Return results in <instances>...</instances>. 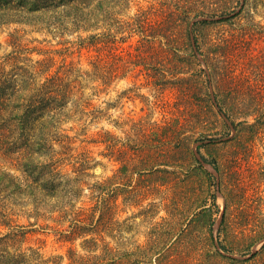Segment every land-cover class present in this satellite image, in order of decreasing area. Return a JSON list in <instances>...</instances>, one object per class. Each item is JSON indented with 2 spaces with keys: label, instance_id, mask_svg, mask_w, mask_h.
Returning <instances> with one entry per match:
<instances>
[{
  "label": "rangeland",
  "instance_id": "rangeland-1",
  "mask_svg": "<svg viewBox=\"0 0 264 264\" xmlns=\"http://www.w3.org/2000/svg\"><path fill=\"white\" fill-rule=\"evenodd\" d=\"M110 1H88L87 31L70 20L1 27L0 61L18 80L17 66L66 85L67 116L49 143L59 170L86 184L77 208L99 203L112 219L87 238L99 241H67L69 224L3 195L11 226L0 237L25 230L9 248L49 264L102 254L105 244L120 264H264V119L240 117L234 127L216 106L219 95L230 113L224 101L239 94V112L253 103L264 113V0ZM130 53L140 66L121 59ZM21 154H0V167L23 178ZM98 183L99 202L89 190Z\"/></svg>",
  "mask_w": 264,
  "mask_h": 264
},
{
  "label": "trees",
  "instance_id": "trees-1",
  "mask_svg": "<svg viewBox=\"0 0 264 264\" xmlns=\"http://www.w3.org/2000/svg\"><path fill=\"white\" fill-rule=\"evenodd\" d=\"M88 1L0 0V28L10 24H31L34 22H42L47 26L54 24L62 26L70 20L75 21L78 30L87 31L91 25L89 23L92 21L88 14L93 18V13L86 12V8L90 6ZM95 1L96 6L100 5V7L104 1L107 4L111 2L110 0ZM220 19L226 20L227 18L221 17ZM185 24V35L191 38L189 21L186 20ZM150 26L153 28L152 25ZM143 31L146 39L148 35L145 30ZM150 35L155 37L153 33ZM128 56L130 60L125 56L121 58L122 60L126 59L125 63L128 66L138 67L141 65L137 56L131 53ZM11 59L15 60L16 58ZM94 64H96L97 69L100 65L99 60ZM212 67L215 71L213 64ZM15 70L21 71V80L7 73L0 61V154L12 157L17 152H22L19 170L22 172L23 178L0 167L1 199L4 195L15 203L27 204L28 201H31L32 212L37 217L54 218L60 225L69 224L67 232H64L63 235L67 241L77 238H86V242L99 241V239L88 240L87 238L90 235H102L107 226L106 222H110L112 218L110 215L106 216L102 213L99 203L93 209L77 208L83 198L86 184L59 170L53 146L48 139L59 120L67 116L66 105L70 96L65 89L66 85L61 78L50 77L42 83V80H38L24 68L17 66ZM174 70L177 74L180 73L177 67ZM154 77L160 79L158 74H155ZM39 89H43V91ZM236 95L238 96L228 98L227 104V101H224V105H228L230 113L224 112L223 106L219 102V95L216 96V106L220 113L232 121L234 127L236 126L235 120L240 119V117L245 118L244 123L253 115H256L258 120L264 119V113L258 107L251 110L254 106L253 103L245 104L242 102L245 111L239 112L235 103L242 96ZM253 101L257 102L256 96L253 97ZM100 187V183L89 187L91 193L97 195V202L100 201L99 193L102 191ZM93 197L95 199V195ZM22 199H26V202H22ZM3 204L4 201L1 200L0 220L2 218L4 220L0 221V226L10 227L9 220L5 219L6 209ZM13 235L8 233L0 237V264L50 263L51 260L42 259L36 252L27 254L21 248L11 250L9 243L11 241L20 242L22 237L27 236V232L19 230ZM90 251L95 252L97 248H92ZM113 252L114 249L105 244L102 254L79 260L70 256V261L71 264H120L119 256ZM54 263L57 264L56 261H53ZM162 264H171V262L165 257Z\"/></svg>",
  "mask_w": 264,
  "mask_h": 264
},
{
  "label": "water",
  "instance_id": "water-1",
  "mask_svg": "<svg viewBox=\"0 0 264 264\" xmlns=\"http://www.w3.org/2000/svg\"><path fill=\"white\" fill-rule=\"evenodd\" d=\"M200 20H202V21H212V20H215L214 18H209V17H204V18H200ZM193 25H194V22H192L191 23V25H190V32H191V38H192V41H193V47H194V50H195V52L197 53V54H199V52H198V49H197V46H196V43H195V41H194V34H193ZM224 116V118L226 119V120H228V118L225 116V115H223ZM210 141H206V142H198L197 144H196V146H195V148H197V146H199V145H201V144H203V143H209ZM195 154H196V157H197V159L200 161V162H202L204 165H206L207 163L202 159V157L200 156V154H199V152L197 151V150H195ZM208 168H210L212 171H214L215 173H216V175H217V171L215 170V169H213V168H211V167H209V166H207ZM217 190H218V194H220V183L218 182V184H217ZM224 214H225V210L223 211V214H222V216H221V218H220V220H219V222H218V225H220L221 223H222V221H223V219H224Z\"/></svg>",
  "mask_w": 264,
  "mask_h": 264
}]
</instances>
